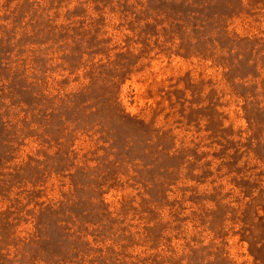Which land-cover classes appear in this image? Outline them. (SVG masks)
I'll return each instance as SVG.
<instances>
[{
	"label": "rangeland",
	"instance_id": "rangeland-1",
	"mask_svg": "<svg viewBox=\"0 0 264 264\" xmlns=\"http://www.w3.org/2000/svg\"><path fill=\"white\" fill-rule=\"evenodd\" d=\"M0 264H264V0H0Z\"/></svg>",
	"mask_w": 264,
	"mask_h": 264
},
{
	"label": "trees",
	"instance_id": "trees-1",
	"mask_svg": "<svg viewBox=\"0 0 264 264\" xmlns=\"http://www.w3.org/2000/svg\"><path fill=\"white\" fill-rule=\"evenodd\" d=\"M123 66H124V64H123Z\"/></svg>",
	"mask_w": 264,
	"mask_h": 264
}]
</instances>
